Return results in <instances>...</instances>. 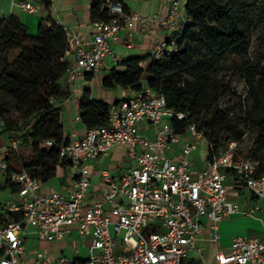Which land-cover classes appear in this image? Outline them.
Instances as JSON below:
<instances>
[{"label":"built area","instance_id":"2783aa9c","mask_svg":"<svg viewBox=\"0 0 264 264\" xmlns=\"http://www.w3.org/2000/svg\"><path fill=\"white\" fill-rule=\"evenodd\" d=\"M168 5L167 17L159 22L167 37L154 47V60L177 50L189 19L183 0H168ZM106 6L110 17L92 22L91 37L64 27L67 47L63 59L71 78L98 70L109 60L120 65L124 59L114 51L112 41L126 29L132 47L135 22L151 20L126 9L121 1L109 0ZM21 7L37 10L31 2L21 3ZM1 28L0 24V35ZM187 116L169 107L165 96L149 86L109 103L106 124L87 128L81 139L72 135L61 148L60 156L76 170L67 194L43 193L41 180L27 170L9 174L7 158L21 149V139L10 134L2 147L1 179L5 183L10 177L20 201H0L3 212L16 215L0 224V264H264V237L248 235L235 236L231 251L218 250L212 262L203 257L200 263L193 261V252L201 251L197 240L206 230L204 218L212 221L209 240L218 242L223 220L241 212L239 204L228 197V175L236 186L248 188L263 201L264 175H256L257 160L239 154L236 140L208 155L202 170H194L191 155L208 140L195 123L181 134L170 121L171 117ZM145 122L152 127L151 134L146 132ZM4 126L0 117V133ZM46 143L53 144L51 140ZM115 146H125L126 158L134 165L118 179L109 169H102L99 174L107 188L104 199L88 204L94 175L90 163ZM177 146L181 153L173 156ZM259 208L256 205L247 214ZM74 234L90 241L86 258L80 257L79 250L59 259L49 255L54 249L37 255L28 252L31 235L48 243L65 241Z\"/></svg>","mask_w":264,"mask_h":264},{"label":"trees","instance_id":"16d2710c","mask_svg":"<svg viewBox=\"0 0 264 264\" xmlns=\"http://www.w3.org/2000/svg\"><path fill=\"white\" fill-rule=\"evenodd\" d=\"M109 0L91 4L93 21L109 19ZM118 1V0H110ZM189 18L178 39L177 50L154 60L152 55L124 59L103 79V86H121L141 90L147 85L165 96L167 105L188 114L183 119L171 117L176 130L184 134L195 123L205 132L209 157L230 140L240 142L248 132L255 134L251 158L259 162L256 175H264V54L251 51L252 45L264 46V0H185ZM0 91L16 102V113L4 120L0 135L15 134L28 152H13L8 158L9 174L27 170L42 184L54 179L60 168L70 163L60 156L65 137L61 121L67 97L60 79L68 70L63 59L67 36L62 25L53 21L41 24L36 34L17 17L0 19ZM148 61L145 67L142 62ZM244 79L246 95L239 112L221 106V100L234 92L228 73ZM92 78L93 73L88 74ZM247 100V104L245 101ZM80 119L86 128L103 126L109 118V104L91 99L86 90L80 99ZM53 142L52 145L46 143ZM4 189L11 193L18 187L8 176ZM16 215L1 210L0 224Z\"/></svg>","mask_w":264,"mask_h":264},{"label":"crops","instance_id":"0c3cea01","mask_svg":"<svg viewBox=\"0 0 264 264\" xmlns=\"http://www.w3.org/2000/svg\"><path fill=\"white\" fill-rule=\"evenodd\" d=\"M95 0H0V19L15 16L19 18L28 28L31 34H36L41 24L51 25L53 21L69 29L72 32L78 33L83 37H91L93 34L91 4ZM121 1L125 8L138 12L143 17L151 18L147 23L136 21L133 28V46H128L127 30L120 31L119 36L112 41L114 51L123 59L134 56H150L153 49L159 42L166 39L167 35L164 29L160 26V20L167 17L169 12L168 0H118ZM31 2L36 5V11H26L21 7V3ZM183 10L185 11V0H183ZM145 30H142V29ZM148 61L142 62V66ZM117 67L119 70L122 66H115L111 60L107 61L98 70L93 71V76L90 78L88 74L91 72H83L75 78L70 77L67 72L60 79L61 89L66 92L67 97L57 103L62 106L61 121L64 126L65 137L68 139L72 135L81 139L86 134L87 128L82 123L80 116V99L86 90H89L91 99H100L108 104L118 101L128 96L134 91L131 88H123L115 86L111 89L103 86L104 77L109 72ZM144 87L148 86L146 79L143 81ZM146 132L152 133L153 129L148 124L144 123ZM8 142L7 135H0V151ZM181 153V147L177 146L172 153L177 156ZM209 155V144L205 140L192 153L193 169L202 170L206 165V160ZM134 165V162L126 158V147L115 146L106 155L101 156L97 161L90 163V168L93 170L92 186L89 193L88 204L96 200H103L106 193V184L103 183L99 172L102 169H109L115 178H120ZM76 176V170L71 166L60 168L57 176L50 182L42 184L41 191L50 193L59 191L67 194L71 189L72 179ZM4 184L1 183V191H5L6 198L0 196V201L13 199L20 201L18 191L11 193L9 189H4ZM227 193L228 197L237 202L241 212L232 214L226 217L220 224V237L218 242L209 240V229L212 221L209 218H204L206 230L197 240V245L201 251L193 252V261L200 263L202 257L206 262H212L215 259V254L218 250L226 253L231 251L233 238L235 236H259L264 237V201L257 198L253 193L244 186H236L234 178L231 174L227 177ZM258 205L259 209L253 214H247ZM74 236V235H73ZM78 237V235H75ZM79 238V237H78ZM62 242V241H58ZM86 251V250H85ZM63 253L64 250L62 251ZM87 253V252H86ZM197 256H195V255Z\"/></svg>","mask_w":264,"mask_h":264},{"label":"rangeland","instance_id":"374dc122","mask_svg":"<svg viewBox=\"0 0 264 264\" xmlns=\"http://www.w3.org/2000/svg\"><path fill=\"white\" fill-rule=\"evenodd\" d=\"M251 51H260L261 53L264 54V46L262 47H257L256 45H252ZM226 79L232 81L231 83V90L234 92L233 94L229 96H225L221 100V106H229L233 108L236 112H239V106L241 103V100L245 97L246 95V85L244 82V79L239 76V75H232L230 72L226 75ZM247 104V100L245 101ZM16 102L15 100L10 97L8 94L5 92L0 91V113L3 114V116H9L13 115L16 113ZM255 134L253 132H248L243 140L239 144V151L243 156H251V148H252V143L254 139ZM1 148V146H0ZM21 152L27 153L28 148L26 146L21 147ZM3 158V152L0 151V160ZM2 183L1 179V171H0V184ZM0 196L4 199L7 197V194L5 191H1ZM74 236L66 239L65 241L62 242H48L44 243L41 242L36 235H31L28 238V252L32 255H37L38 252H49L50 249H54V251L50 252V256L59 259L65 256H71L73 255L76 251L79 250V254L81 258H86L87 253L85 251V247L89 246L90 241H87L85 238L82 237H77ZM64 250V254L63 251ZM195 255V254H194ZM196 256V255H195ZM197 257V256H196Z\"/></svg>","mask_w":264,"mask_h":264}]
</instances>
